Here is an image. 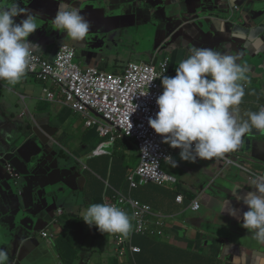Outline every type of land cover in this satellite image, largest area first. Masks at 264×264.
Instances as JSON below:
<instances>
[{"label": "crops", "instance_id": "0c3cea01", "mask_svg": "<svg viewBox=\"0 0 264 264\" xmlns=\"http://www.w3.org/2000/svg\"><path fill=\"white\" fill-rule=\"evenodd\" d=\"M29 1L21 3L20 6L39 17L29 7ZM223 1L225 8L229 2L236 3V0L234 2L233 0ZM258 1L264 2V0ZM163 2L164 0H152L147 10L148 13L143 12L142 17L138 18L134 25L125 28L119 34L108 37L105 42L94 45L93 47H98L102 55L101 59L97 54L94 58L100 59L97 67L102 70L118 68L112 73H121L124 67L134 59H142L145 63H153L154 59H157L159 63L168 58L170 60L168 76L172 77L175 76L176 66L189 55L192 44H196L197 48H211L236 55L239 57L238 63L247 66V81L243 82L246 94L239 105V114L242 119H247L244 113L257 112L264 107V68H262L264 65V17L258 20L257 28L245 30L240 23H230L228 17L218 13V0H206L202 4H199L197 0H190V4L196 6L195 8H189L179 1L177 8L185 7L186 10H198V13L204 11L206 14L208 11H216L218 17L204 16L192 19L185 25L188 28L186 37L179 44L166 48L163 53L147 55L148 52H154L157 48L159 44L156 40L163 33L161 29L165 28L162 16L157 13L159 5ZM65 3L75 8L79 7L77 1L72 3L66 1ZM165 10L168 13L175 9L166 6ZM24 18V16H19L16 21L19 22ZM49 23V21H42L40 17L37 20L38 29L34 33L41 37L39 41H51L52 43L58 41L56 34L50 30ZM44 25L49 34L43 30ZM116 25L121 26V24H112V27ZM95 31V28L91 27L87 38L96 36ZM65 43L70 44V42ZM44 47L47 50L43 56L47 59L53 58L58 47L51 48L47 42L44 43ZM35 81H39L35 76H25L20 83L14 86L6 81H0V170L9 161H15L20 165L30 161L33 154L41 152L40 147L25 142L19 132L27 120L34 119L36 122L34 123L39 125L41 120L49 118L61 128L62 144L55 147L54 155H47L49 162L54 161L56 148L64 150L63 142L77 143V138L68 137L67 126H64V122L59 119L60 115L52 111L31 112V106L27 104V101L35 98L37 92ZM41 84L44 89L49 88L52 92L57 90L52 83L41 82ZM35 101L32 102L35 103ZM53 104L58 110L63 107ZM69 115L70 112L64 117L67 118ZM246 139L252 140L251 148L243 143ZM259 141L264 142V131L257 138L252 137L249 132L246 137L242 138L241 145L235 151L225 154L235 165L248 167L253 172H257L256 174H264V164L253 160H264L263 157L256 156L264 155V143L256 145ZM5 142L13 145L11 150L4 146ZM96 145L94 143L79 144V149L82 150L79 158H86L87 164L81 163L78 158L74 161L70 160L69 156L72 154L66 151L70 167L75 168L76 166L82 174V177L74 178L79 182V190L76 192L81 193L79 200L81 203L77 208L74 206L66 207V209L59 208L58 212L61 211L60 225L47 228L38 234L39 242L46 250L49 249L54 264H264V244L258 243L251 232L241 226L242 220H237L227 212L221 213L219 207L223 200L228 199L232 207L241 209L240 216L242 217L243 212L248 209L242 201L237 202L231 192L232 189H240L237 195L243 196L248 191H255L257 185L264 182L255 178L251 182L234 166L221 171L220 165L211 164L210 160H202L201 165L182 161L179 155L180 150L172 149V158L177 166L166 163L163 168L174 176L177 180L176 184L167 187L148 184L129 190L127 175L136 169L128 167L126 160L129 158L131 162H139L138 151L131 143H126L115 145L112 151L106 149L108 154L98 157L93 154ZM130 152L137 153L138 158L132 156ZM116 154L119 155L116 156ZM8 170L18 178L20 177L12 164L8 165ZM105 181L124 192L133 201L150 207L154 214L162 216L164 222L167 223L164 237L148 238L155 240L152 241L144 237L133 236L131 243L139 248L141 253L132 255L127 251L124 258L119 257L113 246L114 239L119 234H102L95 226L90 227L82 220L83 213L90 204L105 203L104 196L112 195L111 191L106 190ZM48 182L46 175L38 176L32 173H23L17 181L31 189ZM82 189H85L84 194H82ZM179 197H184L182 205L177 203ZM197 199L201 205L200 211L195 213L188 210V206ZM45 204V202L42 203L39 209L44 208ZM32 223L34 227L46 225L44 221L38 223L37 217H33ZM131 224L133 227L132 221ZM44 232L49 233L48 238L44 237ZM0 248L8 251L9 262L17 264L12 254L14 249L1 245ZM32 248H35V245Z\"/></svg>", "mask_w": 264, "mask_h": 264}, {"label": "clouds", "instance_id": "9594fccd", "mask_svg": "<svg viewBox=\"0 0 264 264\" xmlns=\"http://www.w3.org/2000/svg\"><path fill=\"white\" fill-rule=\"evenodd\" d=\"M26 2L27 0H0V81L14 86L25 76H35L40 82L56 86L52 80L41 77L42 69L30 71L29 64L33 56L41 57L43 63L53 64L60 46L65 42L51 46L58 47L53 58L43 56L47 49L28 40L38 29L39 17L20 6ZM19 16L25 18L17 22L16 18ZM51 23L54 30L66 33L67 37L75 41H84L92 27L78 8L70 6L64 0H59L58 10ZM77 56L79 57L78 50L76 58ZM238 59L236 55L211 48L192 47L189 55L175 68V76H161L163 91L156 99L158 112L155 118H149L148 125L163 138V143L171 149L180 150L182 161L195 163L197 159L211 160L220 157L235 151L245 134L264 131V107L257 112L244 113L247 119H242L239 114V105L246 94L243 82L247 81L248 68L238 63ZM84 62L86 61L83 59L82 64ZM90 64L83 69L95 67L101 72L116 76L123 73L108 72L97 67L98 64ZM162 67L166 72L167 64ZM49 90L44 89V99ZM54 92L57 94L58 88ZM94 113L96 112H93L96 116ZM101 116L103 119V115ZM31 120L35 122L34 119ZM126 139L128 141H123ZM120 141L131 143L141 159L139 148L130 138L120 139L112 145L115 146ZM107 142L96 145L93 154L102 143ZM172 157H165V160L176 167ZM239 190L234 188L231 192L237 202L242 201L248 209L243 212L242 217L241 209L232 207L228 199L219 205L220 212H227L237 220H242L241 226L251 232L258 243L264 244V183H259L255 191H248L243 196L237 195ZM82 220L90 227L95 226L102 234L118 233L127 236L132 229L129 215L116 204H90L84 211ZM0 264H9V253L3 248H0Z\"/></svg>", "mask_w": 264, "mask_h": 264}, {"label": "water", "instance_id": "95a60500", "mask_svg": "<svg viewBox=\"0 0 264 264\" xmlns=\"http://www.w3.org/2000/svg\"><path fill=\"white\" fill-rule=\"evenodd\" d=\"M70 3L77 1L79 7H77L81 14L91 23L95 28V34L93 38H87L86 41H75L66 36V33L59 32L53 29V34H56L58 41H39L41 37L36 36L35 33L28 37L30 42L40 44V47H44V43L47 42L48 46H56L57 44L70 42L78 50L79 57L84 56V60L90 58L94 60L96 54L101 59V53L98 51V47H93L96 44L103 43L108 37L123 31L125 28L134 25L138 18L142 17L143 12L148 13V7L151 5L152 0H66ZM64 0V2H66ZM181 1L185 3L187 7L195 8L190 4V0H164L159 5L157 13L162 16L165 23V28H162L163 32L158 38L159 44L154 52H148L147 55L163 53L166 48L171 47L174 44H179L186 37L188 28L186 24L190 23L192 19L200 17H218L216 11L206 14L204 11L198 13V10H190L184 8H177V5ZM206 0H197L199 4H202ZM223 0H218L219 11L221 15L228 17L230 23H240L242 28L249 30L251 28H257L258 20L264 17V2L258 0H236L235 4L229 2L227 8L224 6ZM29 7L32 11L39 15L42 21H49L50 27L53 28L51 21L54 19L58 10V0H30ZM169 6L175 9L171 12H166L165 7ZM263 11V13H261ZM112 24H121L112 27ZM46 25V23H45ZM45 25L43 30H45ZM154 40V34H153ZM206 44V42H204ZM88 45L90 52L86 54L84 48ZM161 45V47H160ZM196 47V44H192ZM197 48V47H196ZM41 52V51H40ZM94 53V54H93ZM154 55L151 57V59ZM158 60L154 59L152 63L157 65ZM84 66L91 65L84 62ZM264 68V65L262 66ZM96 116L102 118L101 115L94 113ZM42 125L43 127H40ZM54 129L55 131H49ZM22 138L25 142H30L35 146L40 147L41 152L32 155V159L27 163H21L18 165L15 161H9L6 166L0 170V245L3 247H10L14 249L12 253L14 260L17 264H54L52 256L49 254V249L39 242L38 234L47 229L55 228L56 225H60L58 215V209L66 207H73L71 199L74 198L73 193L79 190V182L74 179L82 177V174L77 170V167H70L67 162H61L64 166L59 169L58 166V152L54 156V161L49 162L51 153H55L54 137H56L58 130L52 128L50 121L47 125L35 124L34 122L27 120L25 124L19 129ZM262 131L251 132V136L257 138L261 136ZM248 134V133H247ZM244 137H246V135ZM244 144L251 146L252 140L246 139ZM251 144V145H250ZM4 146L8 149H12V144L5 142ZM255 153V151L253 150ZM15 154L14 151H12ZM256 155V153H255ZM257 157H263L264 155H256ZM264 164V160L253 159ZM250 161V160H248ZM202 160L197 159L196 164L201 165ZM211 164H220L221 160L215 157L210 160ZM54 163H57L55 165ZM14 166L15 172L21 175L24 173H32L38 176L46 175L48 183L44 185L34 186L32 189L28 186L17 183L20 179L8 170V165ZM56 174L61 175V179H54ZM13 184V185H12ZM74 184V186H73ZM41 189V191L39 190ZM83 191V189H82ZM46 203L44 208L39 209L42 203ZM33 217L38 218V223L44 221L46 225L44 227H34ZM35 245V248H32ZM27 250L29 252L27 253ZM46 250V253H44ZM9 264H14L9 262Z\"/></svg>", "mask_w": 264, "mask_h": 264}, {"label": "built area", "instance_id": "2783aa9c", "mask_svg": "<svg viewBox=\"0 0 264 264\" xmlns=\"http://www.w3.org/2000/svg\"><path fill=\"white\" fill-rule=\"evenodd\" d=\"M77 49L64 43L60 46L53 64L43 63L41 57L33 56L30 60V71L42 69L45 80H52L58 88V93L48 91L46 100L59 103L60 106L71 109L86 120V127H97L102 143L95 156L105 155V147L123 138H130L139 148L140 165L135 171H130L127 177L129 190L148 184L160 187L176 184L177 180L161 172L159 169L166 163L165 157H172V149L162 142L148 125L149 118H155L158 112L157 97L162 93V75L169 74L170 61L165 58L154 66L152 63L130 62L119 76L101 72L95 67L83 69L75 62ZM167 64L165 72L162 65ZM93 112L103 115V119L93 115ZM227 168L234 166L244 173L252 182L253 178L264 182V174H256L248 167L235 165L226 154L218 157ZM106 190L112 195H105V203L116 204L124 210L134 225L127 236L121 234L114 239L115 252L121 258L129 251L132 255L141 250L132 245V237L159 239L164 237L167 223L160 215L153 213L148 206H143L124 192L115 189L105 181ZM184 197L177 198L182 205ZM201 205L194 200L188 210L199 212ZM61 211L58 212V215ZM48 238L49 233L44 232Z\"/></svg>", "mask_w": 264, "mask_h": 264}, {"label": "rangeland", "instance_id": "374dc122", "mask_svg": "<svg viewBox=\"0 0 264 264\" xmlns=\"http://www.w3.org/2000/svg\"><path fill=\"white\" fill-rule=\"evenodd\" d=\"M240 1V0H238ZM50 30L53 32V28L51 27ZM143 35V33H142ZM88 45H86V47L84 48L86 54H88L90 52V50H88ZM84 56H80L76 58L75 62L77 64L80 65L81 68H84V65L82 64ZM131 62H137V63H143L144 61L142 59H134ZM179 65V64H178ZM178 65L176 67H178ZM118 68H107V69H103L106 70L108 72H115ZM35 86L37 89V92L35 94V98L34 99H29L27 101V104L30 107V110L32 113H35L37 110H40L42 112L45 111H52L54 114H58L60 115L59 119L62 120V122H64V126H67V134L68 137L71 139L77 138V143H67V142H63V148L65 151H68L69 153H71L72 155H70V160H75V158H78L79 161L83 164H87V159L86 158H79V156L81 155L82 150L79 149V144L84 143V145H91L92 143L94 144H99L103 141L107 142L108 139H102L99 137V134L97 132V129L95 127L93 128H86V124H85V120L78 114H76L75 112H73L72 110H70L69 108L66 107H61V110L55 109V105L49 101H45L44 100V87L42 86L40 81H35ZM36 100L35 103H33L32 101ZM39 108V109H38ZM23 110V107L21 108V111ZM70 115L65 118L64 115L66 113H69ZM262 143H264L263 141H259L256 143V145H261ZM81 148V147H80ZM106 149L108 150H114V145L112 146H107ZM130 154L134 157L138 158V154L135 152H130ZM61 162H67L68 165H71L70 162L68 161V157L66 158H62L60 156H58V166L59 169H61L64 165L61 164ZM140 161L135 163V162H131L129 158H127L126 160V165L128 167H132L133 169H137L139 167ZM161 172L166 173L167 175L171 176L172 178H174V176L170 175L167 171L164 170L163 166L160 167L159 169ZM175 179V178H174ZM81 203V201H78L77 199L73 198L71 199V204L72 206H74V208L78 207ZM200 214V213H199ZM134 227V225H133ZM132 227V228H133Z\"/></svg>", "mask_w": 264, "mask_h": 264}, {"label": "flooded vegetation", "instance_id": "af4514ba", "mask_svg": "<svg viewBox=\"0 0 264 264\" xmlns=\"http://www.w3.org/2000/svg\"><path fill=\"white\" fill-rule=\"evenodd\" d=\"M93 55H90V58H88L87 60H85L86 62L88 63H95V64H99V61L98 59H92ZM50 121V125L52 128H55L58 130V133L56 135V137H54V144H55V147H57L58 144H62V141H63V138L62 137V132L60 131V127L51 121V119L49 118H46V119H43L41 120V122L39 124H44V125H47V123ZM40 127H43L42 125H40ZM49 131H55L54 129H49ZM60 131V132H59ZM61 146V145H60ZM56 151L58 152V156L62 157V158H66L68 157V154L65 150H62V149H59V148H56ZM51 155H54L53 153H51ZM55 165H57V163H54ZM220 165V169L221 171H224V170H227L228 168L225 166L224 162L221 160V163L219 164ZM72 166H74V164L72 163ZM54 179H61V175L59 174H56L54 176ZM81 186V185H80ZM82 188V186H81ZM85 190V189H84ZM84 190L82 191V194H84ZM80 194L81 193H78V192H74L73 195H74V198L79 201L81 198H80Z\"/></svg>", "mask_w": 264, "mask_h": 264}, {"label": "trees", "instance_id": "16d2710c", "mask_svg": "<svg viewBox=\"0 0 264 264\" xmlns=\"http://www.w3.org/2000/svg\"><path fill=\"white\" fill-rule=\"evenodd\" d=\"M123 141H128V139H126V140H123ZM123 141H120L117 145H125L126 143L125 142H123ZM128 148H131V147H128ZM132 149V148H131ZM119 154H116V156H118ZM129 174V173H128ZM127 177H128V175H127ZM128 184V183H127ZM73 186H74V184H73ZM113 186V185H112ZM114 187V186H113ZM115 188V187H114ZM116 189V188H115ZM129 189V188H128ZM143 238V237H142ZM144 239H147V240H152V241H155V240H153V239H148V238H144Z\"/></svg>", "mask_w": 264, "mask_h": 264}]
</instances>
